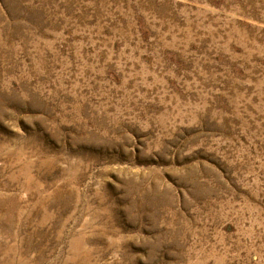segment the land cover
<instances>
[{
	"label": "rangeland",
	"instance_id": "1",
	"mask_svg": "<svg viewBox=\"0 0 264 264\" xmlns=\"http://www.w3.org/2000/svg\"><path fill=\"white\" fill-rule=\"evenodd\" d=\"M0 264H264V0H0Z\"/></svg>",
	"mask_w": 264,
	"mask_h": 264
}]
</instances>
